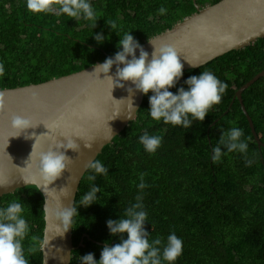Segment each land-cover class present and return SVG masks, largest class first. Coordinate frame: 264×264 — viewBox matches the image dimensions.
Returning <instances> with one entry per match:
<instances>
[{
    "label": "trees",
    "instance_id": "16d2710c",
    "mask_svg": "<svg viewBox=\"0 0 264 264\" xmlns=\"http://www.w3.org/2000/svg\"><path fill=\"white\" fill-rule=\"evenodd\" d=\"M218 1L195 0V4L202 8ZM91 3L98 14L94 29L89 26L91 22L76 21L65 14L32 13L25 0H0V62L5 67L0 89L41 83L113 56L120 37L107 21L116 20L119 35L132 31L141 44L196 12L193 0ZM160 7L168 10L163 16L158 13ZM101 32L110 36L102 45L92 37ZM262 70L264 37L197 69L183 71L177 87H187L184 80L203 71L213 72L228 84L221 102L210 109L204 121H194L191 128L154 121L147 111L148 96L143 95L136 118L96 157L109 173L97 175L93 182L102 190L101 199L89 207H79V215L73 218L75 249L70 264H80V256L88 253L99 259L106 243H119V237L109 233L106 221L123 217L135 203L141 173L148 184L143 190L149 222L146 230L150 239L166 241L175 232L183 240V253L176 264H264V147L255 141L235 98L238 88ZM170 90L175 93L176 88ZM241 96L264 144V76L243 90ZM232 127L244 130L247 154L227 153L214 162L213 146L221 131ZM145 131L163 137L161 147L153 154L144 151L139 143ZM89 174L87 169L74 204L89 191ZM17 199L25 205L24 217L30 225L29 236L23 242L25 254L30 264H42L43 196L37 187L26 186L0 197V206Z\"/></svg>",
    "mask_w": 264,
    "mask_h": 264
},
{
    "label": "water",
    "instance_id": "95a60500",
    "mask_svg": "<svg viewBox=\"0 0 264 264\" xmlns=\"http://www.w3.org/2000/svg\"><path fill=\"white\" fill-rule=\"evenodd\" d=\"M193 1L196 12L141 43L150 56L154 47L174 46L184 64L183 71H187L264 37V0H219L202 8ZM186 60L197 66L193 67ZM98 63L41 83L0 89L3 104L0 108V185L5 186L0 188V197L26 186H35L41 192L43 211L45 207L48 209L47 215L44 211L40 245L42 264L45 261L47 264H70L71 252L75 249L72 228L63 236L59 235L63 227L56 210L74 204L88 163L136 118L143 101V94L136 92L132 97L135 109L132 113L127 100L131 82H125L124 88L112 89L104 73L98 76L93 72ZM114 73L115 65L109 75ZM263 76L264 70L235 93L259 147L264 144L255 132L241 94ZM33 93L37 95L35 100ZM13 115L32 119L36 127L27 130L30 139L23 133L14 137L16 132L10 125ZM66 137L72 138L79 149L67 150L66 155L72 159L68 169L47 186L35 164L27 166V161L32 151L35 161L41 151H47L57 142L66 143ZM45 240L49 243L44 244Z\"/></svg>",
    "mask_w": 264,
    "mask_h": 264
},
{
    "label": "clouds",
    "instance_id": "9594fccd",
    "mask_svg": "<svg viewBox=\"0 0 264 264\" xmlns=\"http://www.w3.org/2000/svg\"><path fill=\"white\" fill-rule=\"evenodd\" d=\"M25 3L27 10L32 13H54L58 16L65 14L76 21L83 19L91 22L89 26L92 29L96 27L98 21V14L91 0H25ZM167 11L165 7L158 9L161 16ZM106 24L120 37L116 45L118 50L104 62L95 65L93 72L98 76L104 73L111 82L112 89L124 88L125 82H131L132 87L127 88L129 93L127 100L130 102L129 107L132 113L135 110L132 97L139 92L148 96L147 111L154 121L191 128L194 121H204L210 109L221 102L228 84L221 81L213 72L203 71L199 75L189 76L183 82L187 87H177L183 77L184 64L174 46L154 47L150 56L131 34L132 31L124 32L121 36L116 31L118 29L116 20L107 21ZM92 37L97 44L101 45L106 39L110 40V36L105 37L103 32L94 33ZM114 65L115 73L109 75ZM4 74L5 67L0 62V77ZM173 88H176L175 93L170 90ZM32 98L35 100L37 95L33 93ZM2 107V93H0V108ZM10 125L16 132L14 137L23 133L26 139L31 138L27 130L36 127L32 119L20 115H13ZM221 132L218 143L212 148L214 162L220 161L227 153L247 154L249 145L242 139L243 129L232 127L226 132ZM162 140V136L149 134L147 131L139 136V143L144 151L150 154L161 147ZM78 149V144L72 138H67L66 143L57 142L47 151H41L35 161H33L32 151L27 166L34 163L48 186L68 169L72 159L66 155L67 150L78 151ZM251 162V160L246 161L248 164ZM87 169L90 173L87 176L89 191L82 196L78 204L71 203L68 207L61 206L56 210L60 225L63 227V231L59 234L61 236L72 228L73 218L79 215V207L96 204L95 201L103 196L101 188L93 182L97 175L107 176L109 168L100 160L94 159L88 163ZM147 187L144 174L141 173L137 185L140 192L135 197V203L125 210L123 217L119 216V219L106 221L109 233L112 236H118L119 243H106L99 259L95 258L94 253L80 256V264H176L183 253V240L175 232H171L166 241L161 238L150 239L151 234L146 230L145 225L149 222L148 212L143 203V190ZM0 188L5 186L0 185ZM24 210L25 205L19 199L0 206V264H30L23 243L30 233V225L24 217ZM44 211L47 215L46 207ZM43 243L48 244L49 241L45 240Z\"/></svg>",
    "mask_w": 264,
    "mask_h": 264
},
{
    "label": "bare ground",
    "instance_id": "6f19581e",
    "mask_svg": "<svg viewBox=\"0 0 264 264\" xmlns=\"http://www.w3.org/2000/svg\"><path fill=\"white\" fill-rule=\"evenodd\" d=\"M147 41V40H146Z\"/></svg>",
    "mask_w": 264,
    "mask_h": 264
}]
</instances>
